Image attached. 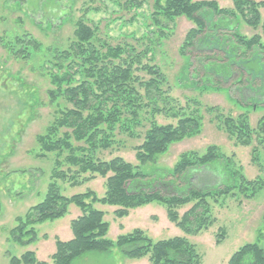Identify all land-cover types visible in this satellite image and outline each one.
Segmentation results:
<instances>
[{"label":"trees","instance_id":"obj_1","mask_svg":"<svg viewBox=\"0 0 264 264\" xmlns=\"http://www.w3.org/2000/svg\"><path fill=\"white\" fill-rule=\"evenodd\" d=\"M109 1L127 10L140 9L153 1L148 26H155L151 30L155 35L150 40L152 45L141 49L130 43L112 45L100 37L96 24L89 25L88 18H80L68 46L47 49V59L41 65L50 81L49 104L57 109L52 123L37 136V142L38 156L54 155L52 181L44 200L18 218L11 234L22 244H30L37 238L35 224L64 217L73 204L82 214L71 221V239L56 237L52 264H72L87 252H110L115 247L130 259L148 256L151 264H200L203 256L188 236L198 235L215 223L209 199L228 195L254 197L264 188V178L248 179L240 167H233V158L216 144L207 146L203 153L182 152L171 168L159 166V159L171 145L202 132L205 109L236 143L252 146V161L259 163L258 147H264V116L253 127L248 113L224 114L220 106L204 105L199 98L188 99V106L194 104L190 112L181 106L176 109L167 73L151 63L154 45L169 37L170 23L187 18L195 26L180 47L193 78L188 76L186 82H195L201 92L229 91L232 87L240 90L251 78L257 83L264 75V0H233L232 8L221 7L218 0ZM22 2L0 0V6L11 8L13 4L20 9ZM240 21L253 29L261 28L262 32L248 37L241 32ZM0 43L6 58L16 61L30 60L43 47L28 32H10L7 37H0ZM26 89L34 99V92ZM159 115L177 122L159 123ZM142 132V142L132 148L137 164L120 155L105 157L106 152L113 154L124 146L120 135L136 138ZM255 137L259 146H253ZM208 170H214L216 178L212 180L216 183L203 187L193 183L196 173ZM97 177L105 178L106 191L102 196L92 189L66 196L58 183L62 180L75 187ZM155 202L166 208L168 219L184 235L155 240L143 229L135 228L115 240L107 237L110 222L105 219L106 211L97 204L115 206L114 215L124 218L132 210ZM188 205L190 208L180 214V209ZM262 222L258 240L238 248L227 264H264V213ZM225 235L221 228L216 238L218 245ZM10 264L48 263L39 260L34 251H26L20 257L11 256Z\"/></svg>","mask_w":264,"mask_h":264},{"label":"rangeland","instance_id":"obj_2","mask_svg":"<svg viewBox=\"0 0 264 264\" xmlns=\"http://www.w3.org/2000/svg\"><path fill=\"white\" fill-rule=\"evenodd\" d=\"M22 1L20 9L13 4L10 5L11 8L0 6V37H7L10 32L20 34L28 32L39 40L43 47L30 60L16 61L6 58L5 49L0 43V264H10L11 256L20 257L26 251H34L39 260L52 264L51 255L56 251L55 239L59 237L66 241L73 237L70 224L82 214L79 207L72 204L64 217L35 224L37 238L30 244H22L11 234L18 225V218L24 217L31 207L44 200L52 181L55 158L50 154L47 157L38 156L40 147L37 136L52 123L57 107L49 104L47 90L50 81L41 63L47 59L45 56L49 47L68 46L73 37L75 22L80 18H88L89 25L96 24L100 37L109 40L112 45L130 43L137 44L140 49L152 45L150 40L154 39L155 35L151 30L155 26H148L151 25L153 1L145 3L140 9L132 10L122 9L109 0ZM218 2L221 7H233V0ZM240 23L241 32L248 37L262 32L261 28L253 29L241 21ZM169 26L171 31L169 37L161 44H155L154 54H149L148 58L153 54L154 59L151 63L158 64L167 73L172 86L170 95L174 98L172 104L176 109L181 106L185 108L184 111L190 112L194 109V104L188 106V99L199 98L204 105L220 106L224 114L237 116L243 112L248 113L252 126L256 127L258 120L264 116V75L260 72L261 79H257L258 84L253 77L249 84L240 90L232 87L229 91L201 92L195 82H186L189 76L188 60L180 54L185 36L195 24L181 17L175 24L170 23ZM14 29L16 31H13ZM142 39V42L138 41ZM253 67L256 68V65ZM26 88L34 92V99L28 96ZM202 115L204 116L202 132L171 145L169 151L160 157L158 165L171 168L182 152L196 150L203 153L207 146L216 144L225 155L233 158L235 161L233 167H240L248 179L264 178V147L258 145L260 141L255 137L253 146H259V163H255L252 161V146L236 143L227 132L218 127L217 121L205 109L202 110ZM157 121L162 124H175L177 119L159 115ZM142 136L143 132L136 138L120 135L124 140V146L115 149L113 154L106 152L105 157L109 159L120 155L127 161L137 164L132 148L142 142ZM204 173H196L193 183L203 187L217 182L215 179L212 180L215 176L214 170ZM203 174L205 177H202ZM206 177L210 179L207 180ZM58 183L66 196L88 189L102 196L106 191L103 177H97L75 187L62 180ZM209 203L212 217L216 219L215 223L200 234L188 238L196 244L203 256L200 264H227L230 256L238 248L247 242L258 240L259 232L263 229L264 188L254 197L228 195L218 199L210 198ZM96 206L106 211L105 219L110 222L107 237L113 240L135 228L143 229L155 240L185 234L168 219L166 208L157 202L134 209L124 218H117L114 215L115 206L102 204ZM190 206L181 208L180 214ZM221 228L225 230L226 235L223 242L218 245L216 238ZM72 264H151V262L148 256L130 259L120 248L115 247L110 252H87L75 259Z\"/></svg>","mask_w":264,"mask_h":264}]
</instances>
